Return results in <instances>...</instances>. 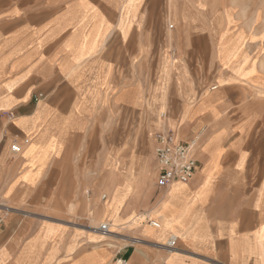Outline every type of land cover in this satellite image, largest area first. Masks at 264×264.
Instances as JSON below:
<instances>
[{
    "label": "crops",
    "instance_id": "obj_1",
    "mask_svg": "<svg viewBox=\"0 0 264 264\" xmlns=\"http://www.w3.org/2000/svg\"><path fill=\"white\" fill-rule=\"evenodd\" d=\"M156 2L0 0V112L20 114L8 125L5 138L0 128V202L6 203L3 206L7 211L15 207L0 225V264H114L112 260L119 252L95 247L93 237L68 236L59 221L60 198L64 195L62 175L55 167L63 117L59 102L69 100V115L82 117L81 113L91 109V102L97 104L107 86L125 84L128 68L143 67L144 54L151 50L142 38L153 25L142 6ZM193 39L197 43L192 48L177 47L180 57L168 65L175 82L170 83L168 78L157 86L159 98H164L158 107L161 115L179 117L182 127L188 125L184 133L201 126L198 118L214 119L217 97L222 92L218 89L234 83L238 78L235 71L242 75L245 66L241 62L236 70L229 68L235 57L228 59L229 67L220 66V59H227V55L223 51L214 53L205 45L204 36ZM186 54H190L188 60ZM215 56L219 68L210 61ZM261 66L264 69V62ZM211 70V79L218 87L212 86L210 96L199 97L203 88L200 81L206 82ZM192 80L196 85L188 83ZM84 84L85 93L81 89ZM169 84L176 87L171 98ZM64 85L70 87L69 93L59 91ZM39 89L48 95V102L31 109V94ZM118 102L126 104L123 94ZM243 129L250 134L246 136L249 140L238 147L256 150L251 134L256 129L264 133V125ZM15 138L20 145L29 140L17 155L12 153ZM258 152L264 157V145ZM240 155L243 165L246 155ZM202 156L194 178L170 188L158 186L156 164L161 197L148 210L147 221L136 223L134 245L120 252L129 264H264V190L257 203L247 200L238 206L235 216L223 215L217 204L224 191L211 182L245 177L237 167L236 172L222 167L215 170L209 156ZM12 158L15 160L10 166ZM122 200L112 191L110 199L98 208L110 224V233L103 235L93 227L97 229L94 234L105 239L115 233ZM171 238L178 240L173 251L165 247Z\"/></svg>",
    "mask_w": 264,
    "mask_h": 264
},
{
    "label": "rangeland",
    "instance_id": "obj_2",
    "mask_svg": "<svg viewBox=\"0 0 264 264\" xmlns=\"http://www.w3.org/2000/svg\"><path fill=\"white\" fill-rule=\"evenodd\" d=\"M142 9L153 25V29L147 30L142 38L151 50L144 54L143 67L128 68L125 84L107 86L100 92L97 104L91 102V109L81 113L82 117L69 115V100L59 102L63 117L61 149L55 156V167L61 172L64 192L60 198L62 218L59 221L68 236L93 237L95 247L119 252L112 260L114 264L121 257L120 252L134 245L136 223L146 220L148 210L161 197L162 190L156 185L154 159L156 136L161 131L169 128L167 132L176 138L195 141L199 167L203 162L202 155L206 153L215 170L220 167L229 172L235 171L236 167L237 171L242 169L244 180L211 182L214 188L224 191L217 204L223 215L235 216L238 206L246 204L247 200L253 199L257 203L264 190V180L261 179L264 177V157L258 152V147L264 145V133L256 129L251 134L256 150L245 145H241L243 150L238 147L249 140L246 136L250 134L245 132L244 126L264 125V69L261 66L264 62V0H158L143 5ZM198 36L205 37V45L214 53L223 51L227 55V59H220V66L229 67L230 57L236 58L229 67L232 70H236L241 62L245 66L242 75L235 71L238 78L232 81L234 83L218 89L222 92L217 97L214 119L198 118L201 123L198 130L184 133L188 125L182 127L179 117L161 115L158 107L163 97L159 98L157 86L166 83L168 78L170 83L175 82L168 65L172 66V61L180 57L179 45L192 48L197 43L193 37ZM185 56L188 60L190 54ZM210 61L213 66H219L216 56ZM212 71L207 72L206 82L200 81L203 83L200 95L203 96L199 97L210 96L212 86L218 87L211 79ZM204 76L202 72L201 77ZM188 83L196 85L194 80ZM169 85L171 95L168 96L171 98L176 87ZM89 88L93 89L92 86ZM81 89L85 93L87 86L84 84ZM59 91L69 93L70 87L64 85ZM40 94L43 97L37 101ZM120 94L126 98L125 105L118 102ZM47 100L48 95L42 90H34L31 109L36 110ZM19 115L17 111L0 112L3 138L7 136L8 125ZM15 139L13 144H17L19 138ZM240 152L246 155L243 165ZM14 160H10V166ZM112 191L123 197L121 220L115 233L103 239L93 233L97 230L93 227L99 230L102 224L108 223L98 208L110 199ZM5 204L0 202L3 218L15 208L12 206L7 211Z\"/></svg>",
    "mask_w": 264,
    "mask_h": 264
},
{
    "label": "built area",
    "instance_id": "obj_3",
    "mask_svg": "<svg viewBox=\"0 0 264 264\" xmlns=\"http://www.w3.org/2000/svg\"><path fill=\"white\" fill-rule=\"evenodd\" d=\"M41 97H43L42 94L37 96L36 100L38 101ZM28 143L29 140L25 139L24 144ZM23 145L13 144L12 152L16 154L21 153ZM195 151V141H181L174 134L167 131L158 133L154 148V157L158 167V186L170 188L175 183L188 184L194 178L199 168ZM3 221L4 218L0 215V225L3 224ZM152 225L155 228H160L158 223L153 222ZM99 230L105 234L110 233V224H102ZM177 241V238H171L165 247L170 251L176 250ZM115 264H129V260L120 257L116 259Z\"/></svg>",
    "mask_w": 264,
    "mask_h": 264
},
{
    "label": "bare ground",
    "instance_id": "obj_4",
    "mask_svg": "<svg viewBox=\"0 0 264 264\" xmlns=\"http://www.w3.org/2000/svg\"><path fill=\"white\" fill-rule=\"evenodd\" d=\"M13 153V152H12ZM14 155H17L16 153H13ZM99 232H100V230H99ZM101 234H103V235H105V233H102V232H100ZM106 234H108V233H106Z\"/></svg>",
    "mask_w": 264,
    "mask_h": 264
}]
</instances>
